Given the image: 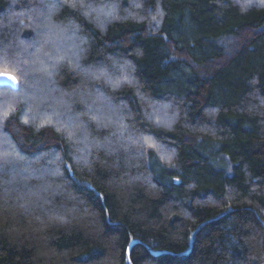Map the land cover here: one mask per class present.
<instances>
[{"label": "trees", "instance_id": "obj_1", "mask_svg": "<svg viewBox=\"0 0 264 264\" xmlns=\"http://www.w3.org/2000/svg\"><path fill=\"white\" fill-rule=\"evenodd\" d=\"M246 3L0 0L19 83L0 87V264H264V7Z\"/></svg>", "mask_w": 264, "mask_h": 264}, {"label": "rangeland", "instance_id": "obj_2", "mask_svg": "<svg viewBox=\"0 0 264 264\" xmlns=\"http://www.w3.org/2000/svg\"><path fill=\"white\" fill-rule=\"evenodd\" d=\"M70 32L71 30L70 29H68V28H64V27H60V26H56V28L54 27V32H57L59 35H61L62 33L64 34L65 32ZM28 52H25V51H23V54L21 55L22 56V59L24 58V57H26V58H28V60H30V61H32V63H30L29 64V66H32V65H35V64H37L36 63V58H34V56H32V54H29ZM15 57H18V56H15ZM0 61L1 62H5V64H7V65H9L10 67H12L13 69H15L16 68V64H18L17 62H15V61H13V58L11 57V56H9V55H6V54H1L0 53ZM32 67H34V66H32ZM4 72H8V73H12V72H9V71H4ZM36 71H31L30 73L32 74V78H34L35 77V75H34V73H35ZM13 74V73H12ZM28 75H29V73H28ZM31 78V77H30ZM32 83H35L34 82V80L32 79ZM20 94H22V96H24V94H23V92L22 93H20ZM25 97V96H24ZM23 97V98H24ZM4 107H6V104H5V101H0V110H2V108L4 109ZM16 132V131H15ZM14 132V133H15ZM5 143H3V142H0V158H3V157H5V156H7L8 154H9V152H4V151H1L2 150V148H5ZM7 148V147H6ZM10 149V148H9ZM15 155V154H14ZM22 172V171H21ZM18 173H19V171H18ZM23 173H26L25 171H23ZM27 191H29V190H27ZM30 196L31 197H33V194H30Z\"/></svg>", "mask_w": 264, "mask_h": 264}, {"label": "snow or ice", "instance_id": "obj_3", "mask_svg": "<svg viewBox=\"0 0 264 264\" xmlns=\"http://www.w3.org/2000/svg\"><path fill=\"white\" fill-rule=\"evenodd\" d=\"M257 2H258V4H259L260 7H264V0H257ZM251 3H252V0H247V3L244 5V7L249 6ZM0 75L7 77L14 84H18V79H17V77L15 75H11V74H8V73H3V74H0ZM9 116H10V111H4L2 113V118L5 119V120H7ZM24 123L27 124L28 121L25 120ZM43 126L44 125H42V127ZM145 143L148 144V147L149 148L154 147V145H152L151 143H148L147 141H145Z\"/></svg>", "mask_w": 264, "mask_h": 264}, {"label": "water", "instance_id": "obj_4", "mask_svg": "<svg viewBox=\"0 0 264 264\" xmlns=\"http://www.w3.org/2000/svg\"><path fill=\"white\" fill-rule=\"evenodd\" d=\"M3 73H8V72H0V74H3ZM8 74H11V73H8ZM13 75V74H11ZM18 84H14L12 81H10L7 77L5 76H2L0 75V87H6V88H9L13 91H17L18 90ZM136 241H130L128 247H127V250H126V259L128 260V252H129V249L131 248V245L133 243H135ZM161 254V252H154L153 255L156 256V255H159Z\"/></svg>", "mask_w": 264, "mask_h": 264}]
</instances>
